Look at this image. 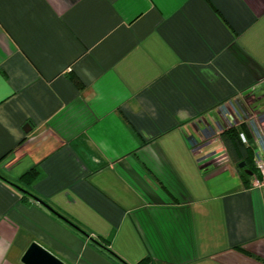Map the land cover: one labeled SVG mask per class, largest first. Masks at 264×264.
Instances as JSON below:
<instances>
[{
    "label": "crops",
    "instance_id": "obj_1",
    "mask_svg": "<svg viewBox=\"0 0 264 264\" xmlns=\"http://www.w3.org/2000/svg\"><path fill=\"white\" fill-rule=\"evenodd\" d=\"M228 127L256 166L264 0H0V264H264Z\"/></svg>",
    "mask_w": 264,
    "mask_h": 264
},
{
    "label": "water",
    "instance_id": "obj_2",
    "mask_svg": "<svg viewBox=\"0 0 264 264\" xmlns=\"http://www.w3.org/2000/svg\"><path fill=\"white\" fill-rule=\"evenodd\" d=\"M239 167L240 168L246 167V161H241L239 163ZM245 171L249 175H253L254 174V171L249 169V168H246ZM17 187H19V186H17ZM19 189L21 191H23V188L19 187ZM36 199L39 202H41L43 205L48 207L59 218L63 219L68 224H70L71 226H73L74 228H76L77 230L82 232L84 235L89 237L91 240L95 241V239L92 238L86 231H84L83 229H81L80 227L75 225L72 221H70L68 218L63 216L61 213H59L58 211H56L55 209L50 207V205H48L47 202L43 201L42 199H40L38 197H36ZM22 261L25 264H64V262L59 257L54 255L52 252H50L48 249H46L45 247H43L42 245H40L37 242H32L31 243V245L28 247V249L26 250V252H25V254L23 256Z\"/></svg>",
    "mask_w": 264,
    "mask_h": 264
},
{
    "label": "trees",
    "instance_id": "obj_3",
    "mask_svg": "<svg viewBox=\"0 0 264 264\" xmlns=\"http://www.w3.org/2000/svg\"><path fill=\"white\" fill-rule=\"evenodd\" d=\"M223 141L225 143L226 148L228 149L229 154L232 156L233 160L238 164L240 161H246V166L249 167L251 170L256 172V166L252 164L250 161V155L248 154L249 146L246 143H243L240 132L236 127H228L222 133ZM240 152V153H238ZM242 171L243 176L250 178L251 175L245 172V169L240 168ZM25 195L32 196L36 198L37 196L34 195L31 191L27 189H23Z\"/></svg>",
    "mask_w": 264,
    "mask_h": 264
},
{
    "label": "built area",
    "instance_id": "obj_4",
    "mask_svg": "<svg viewBox=\"0 0 264 264\" xmlns=\"http://www.w3.org/2000/svg\"><path fill=\"white\" fill-rule=\"evenodd\" d=\"M241 138L244 142H246V137L243 133L241 134ZM256 167L258 171V177L253 176L252 181L255 184H261L264 182V157L256 159Z\"/></svg>",
    "mask_w": 264,
    "mask_h": 264
},
{
    "label": "rangeland",
    "instance_id": "obj_5",
    "mask_svg": "<svg viewBox=\"0 0 264 264\" xmlns=\"http://www.w3.org/2000/svg\"><path fill=\"white\" fill-rule=\"evenodd\" d=\"M241 139H242V138H241ZM214 161H215V160H214ZM208 162H209V161H208ZM208 162H207V163H208Z\"/></svg>",
    "mask_w": 264,
    "mask_h": 264
}]
</instances>
